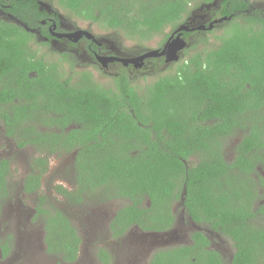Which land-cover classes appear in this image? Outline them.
Returning a JSON list of instances; mask_svg holds the SVG:
<instances>
[{"label":"trees","instance_id":"trees-1","mask_svg":"<svg viewBox=\"0 0 264 264\" xmlns=\"http://www.w3.org/2000/svg\"><path fill=\"white\" fill-rule=\"evenodd\" d=\"M195 1L57 3L81 19L144 41L176 26ZM0 8L15 18H0V122L19 148L32 146L38 154L23 191H38L50 156L73 153V187L58 184L56 192L73 205L91 195L103 202L126 200L109 223L113 238L133 226L155 233L171 229L173 204L181 201L193 222L236 241L227 264H251L250 240H264V230L252 225L264 215V203L257 204L264 189L258 173L264 166V9L250 0H221L216 18L230 17L221 25L217 46L195 50L193 44L194 51L185 50L171 71L143 86L131 82L125 67L113 84L103 86L88 73L73 84L62 81L56 66L30 48L31 29L47 15L37 0H0ZM239 132L228 161L227 140ZM10 176L11 161L1 158L0 213L11 197ZM47 202L40 195L35 214L43 223L46 251L73 261L81 236L71 217ZM97 257L112 264L103 247ZM149 264L226 262L195 230L188 244L156 250Z\"/></svg>","mask_w":264,"mask_h":264},{"label":"rangeland","instance_id":"rangeland-1","mask_svg":"<svg viewBox=\"0 0 264 264\" xmlns=\"http://www.w3.org/2000/svg\"><path fill=\"white\" fill-rule=\"evenodd\" d=\"M43 9L55 12L61 18V27L83 28L91 31L96 37L103 40L107 46L112 47L114 52H123L138 54L149 50L161 48L167 35L170 31L181 24L192 22L190 25H207L213 19H216V10L219 8L221 0H196L189 9L186 16L176 24V26H168L161 33L153 36L149 40L139 41L137 39L128 38L119 29L105 28L97 23L81 19L69 10L61 7L57 0H38ZM251 5L256 8L264 9V0H251ZM0 18L10 19L15 21L13 16L5 15L0 10ZM219 18V17H218ZM221 18V17H220ZM213 25L211 29L202 30L200 34L194 33L188 35L186 41L188 45L180 51V55L188 50L194 51L191 46L195 44V50L203 48H213L219 43L221 35V26ZM201 38L204 40L202 41ZM40 52H44L51 63L60 58V53L64 52L62 43H54L48 46H41ZM72 52V58L66 60L59 67L63 78L73 77L77 80L76 73L82 70L90 71L93 80L103 86L113 84L114 78L119 71L116 65H110L108 69H101L100 65L93 62L83 52L82 47H75ZM65 53V52H64ZM74 63L70 68V63ZM154 63V62H153ZM152 62L149 63V68L133 69L129 71V77L136 86H143L146 82L154 79L158 73H166L171 71L172 62ZM153 64V65H152ZM72 80V81H73ZM0 124V159L8 158L11 161V176L10 188L12 191L11 197L3 205L0 213V237L3 235L12 238L15 234L17 239L14 248L11 245L12 251L19 256L21 264H69L62 263L55 255H50L46 251L44 243V229L40 216L35 217L36 207L38 205L39 195H45L48 199V204L62 209L77 227L81 236V245L78 258L70 264H102L97 258V250L100 247H105L111 255L112 264H148L152 254L162 248L188 244L190 242L191 233L195 230H202L208 236L211 247L219 250L226 261L230 260L232 253L231 241L225 236L215 233L207 225L193 224L188 218L181 201L173 204L175 214V223L173 227L165 232L154 233L145 232L132 227L127 233L118 238H111L109 235V223L118 208L127 203L123 199H112L107 202L98 200L96 195L86 197L85 201L79 205L68 203L66 198L56 192L55 186L61 184L66 188L73 187L72 175L73 170V153L52 155L49 158V167L45 175L42 177L41 185L37 193L26 196L22 191V182L30 169L31 159L36 154L32 146L19 148L14 140L8 138L3 133V128ZM241 138V132L236 133L228 138L225 146V157L228 161L233 158V149L236 143ZM192 159L191 162H195ZM258 173L264 176V166L258 167ZM264 200L262 195L257 201L260 204ZM18 208L22 212L20 217L27 220V225L23 222L16 223V214ZM24 210H21V209ZM35 209V211H34ZM12 215H11V211ZM11 215V218H10ZM33 217V218H32ZM35 217V218H34ZM34 221H33V220ZM22 221V220H21ZM27 226V227H26ZM18 238L27 239L28 245L21 242Z\"/></svg>","mask_w":264,"mask_h":264},{"label":"flooded vegetation","instance_id":"flooded-vegetation-1","mask_svg":"<svg viewBox=\"0 0 264 264\" xmlns=\"http://www.w3.org/2000/svg\"><path fill=\"white\" fill-rule=\"evenodd\" d=\"M37 2H38V0H37ZM38 5H39L40 9H42V10H44L46 12L47 15L43 19H41L39 21V26L37 28L31 29V32L34 35L35 40L32 41V42H30L29 43V46H30V48L32 50L36 51V54L38 56H41L43 58V60L46 61L48 64L56 66L55 71L59 75V77H60V79L62 81H68L70 84H73L75 82H78L80 80V78H82V76H83L84 73L90 74L91 78L93 79L92 73L90 71H85V70H82V71H79V73L78 72L76 73L77 80H73V77H69V78L67 77V79H66V78H63L62 75H61V72L59 70L60 69L59 67H61L65 63L66 60H70V57L72 58V56H71L72 55V52H74L73 51L74 48L75 47H78V46H81L82 47V50L86 54V56L88 58H90L91 60H93V62L97 63V65H100L101 69H105L106 70V69L109 68L110 65H116V67H118L117 69L119 70L117 72V75L122 70L123 67L126 68V71L128 72V74H129V71H131L133 69H145L146 67L148 69L149 68V63L152 62L150 59H152V58H160V59H162L164 61V56L163 55H161V56H159V55L158 56H149V57H146V58L143 59V63H142V66L141 67H136V64L134 62H131V61H129L127 64H124L123 62L118 61L116 59L107 60L106 58H109V57H113V58L119 57V58H125V59L133 58V57L142 55V54L146 53L147 51L144 52V53L141 52V53H138V54H131V53H126L125 54L123 52H114V50H113L112 47L107 46V44L103 40L99 39L91 31L86 30V29L85 30L89 34H91V37H88L85 34H82L80 37L76 38V36L73 35L72 33L75 32L76 30L83 29V28H78V29L74 30L73 28L61 27V18L59 17V15H57L55 12H52V11L43 9V7L41 6V4L39 2H38ZM0 10L3 11L5 15H9L10 16V14L7 13V12H5L3 9L0 8ZM2 19H5V18H2ZM6 20H9V19H6ZM223 21H225V20H223ZM190 24H192L191 21H189L188 25L189 26H194V25H190ZM216 24H219V23H216ZM216 24H214V26ZM220 26H221V24H220ZM176 28H174V29H172L170 31V33L166 37V41L168 40V38H170L171 35L173 37L179 35L184 40H186V37H187L185 35L186 32H195V33H198V32H201L202 31V30H196V29L195 30L175 31ZM203 30H206V29H203ZM196 31H198V32H196ZM67 34H69V35H67ZM190 35H193V34H190ZM166 41H165V43H166ZM54 43H62L64 45V50H62V51H64L65 53L64 52H61L60 53V55H61L60 58H58L57 61H55L54 63H51L49 61V59L47 58L46 53L40 52V49L39 48L41 46H48V45L54 44ZM187 44H188V42H187ZM162 47L161 48H157V49L161 50ZM98 57H99V59H98ZM100 58H105V60L101 61ZM179 59H180V57H179ZM70 61H74V60H70ZM73 64L74 63L71 62L70 65H69V67L72 68L73 67ZM153 64H155V62ZM81 74H82V76H81ZM129 79H130V77H129ZM0 124L2 125L1 127L3 128V133H4L5 130H4V127H3V123L0 122ZM0 148H1V144H0ZM36 155H38V154H35L34 157ZM68 189H72V188H68ZM22 191H23V185H22ZM34 193H37V192H34ZM34 193H26L25 194V192H24V194L26 196H28L30 194H34ZM259 193H261L262 199H263L264 189H261L259 191ZM11 195H12V193H11ZM261 201H262V203H264V200H261ZM253 209H258V206L254 205L253 206ZM21 210H24V209L22 208ZM34 211H35V209H34ZM19 213H20V215H22V212L18 208L15 222L18 223L20 221L21 223L23 222L25 225H27V220L24 217L23 218L20 217ZM11 215H12V211H11ZM11 215H10V218H11ZM188 218H189V216H188ZM19 223H18V225H19ZM192 223L193 224H197V225L198 224H201V223H195L193 221H192ZM252 225H254L255 227H259V229H261V231H263L264 230V215L260 216L258 214L257 215V218H256V221H254L252 223ZM133 227L141 230L137 226H133ZM131 228H129L127 231H129ZM127 231L125 232V234L127 233ZM199 231H202V230H199ZM213 231L215 233H218L219 235L225 236L226 238H228L231 241L232 253H231V256H230V260L229 261H226V259L224 258L223 254L219 250H217V249H215V248L212 247L214 250H216L220 254V256L223 258V260L227 264L228 262H230L232 260V257H233V255L235 254V252L237 250V248H236V241L227 232H224L222 230H213ZM145 232H147V231H145ZM204 234L206 235V233H204ZM109 235H110L111 238H113L111 236L110 230H109ZM11 236H12V238L10 237V235L4 236V237L2 235L0 237V264H21V260H19V256H17L14 253V250L15 249L13 251L11 249V245H12L13 242L14 243H13L12 246L14 248L18 247V245H16V242H15V241H17V239H15V234L14 233ZM118 238H120V237H116L114 239H118ZM18 239L21 242H25L28 245V240L27 239H22V238H18ZM250 241L254 242V245H251L247 249L251 253V255H252V257L250 259L251 264H264V240H262L260 238H253ZM80 245H81V243H80ZM80 245H79V250H78V253H77V258H78L79 251H80ZM210 245H211V243H210ZM5 246H7V252H5V250H4V247ZM103 248H105V247H103ZM97 252H98V250H97ZM77 258L75 260H73V261H70V262L63 261L60 258H59V260L62 263H69L70 264V263L75 262L77 260ZM98 260L100 261L99 258H98ZM148 264H149V262H148Z\"/></svg>","mask_w":264,"mask_h":264},{"label":"water","instance_id":"water-1","mask_svg":"<svg viewBox=\"0 0 264 264\" xmlns=\"http://www.w3.org/2000/svg\"><path fill=\"white\" fill-rule=\"evenodd\" d=\"M230 17V16H229ZM229 17H221V18H216L213 19L212 21H210L208 23V25H204V24H200L197 26H189L188 23L186 24H181L179 25L175 31H182V30H203V29H211L212 26L216 23H219L223 20L228 19ZM73 35L76 36V38L80 37L82 34H85L88 37H91V34H89L85 29H79L76 30L75 32L72 33ZM69 35V34H67ZM187 41L184 40L182 37H180L179 35L173 37L172 35L170 36V38H168V40L166 41V43H164L163 47L161 50L159 49H153V50H149L146 53L133 57V58H119V57H109L106 58L107 60H112V59H116L118 61L123 62L124 64H127L129 61L134 62L136 64V67H141L142 63H143V59L149 56H164V61L165 62H176L179 60L180 57V51H182L186 46H187ZM99 59V57H98ZM101 61L105 60V58H100Z\"/></svg>","mask_w":264,"mask_h":264}]
</instances>
